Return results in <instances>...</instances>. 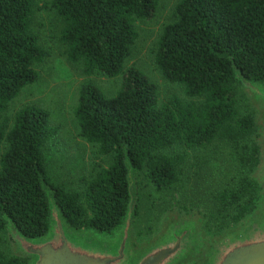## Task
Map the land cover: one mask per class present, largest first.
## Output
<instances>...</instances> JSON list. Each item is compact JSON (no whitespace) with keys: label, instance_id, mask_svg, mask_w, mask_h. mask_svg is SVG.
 Here are the masks:
<instances>
[{"label":"trees","instance_id":"trees-1","mask_svg":"<svg viewBox=\"0 0 264 264\" xmlns=\"http://www.w3.org/2000/svg\"><path fill=\"white\" fill-rule=\"evenodd\" d=\"M50 5L62 20L60 40L67 58L81 61L87 75L121 76L111 96L84 83L73 111L80 135L97 147L98 155L112 160L80 177L76 189L54 182L43 148L58 128L46 109L21 107L9 126L0 122V144L7 143L0 155V232L6 234L7 216L27 236L46 233L44 183L69 226L111 234L129 202L126 155L133 173L141 171L161 190L178 181L189 151L216 140L232 149L221 171L232 169V175L211 192L213 216L221 214L227 228L250 214L260 191L251 176L259 160L257 127L252 107L237 111L242 89L234 66L246 79L264 83V0L178 2L176 18L159 35L154 61L166 79L182 84L185 97L172 94L162 103L142 70L125 67L138 34L135 23L151 17L158 0H51ZM36 10V0H0V116L35 81L33 65L46 57L33 28ZM176 145L180 151L166 152ZM0 264L26 260L0 251Z\"/></svg>","mask_w":264,"mask_h":264},{"label":"rangeland","instance_id":"rangeland-1","mask_svg":"<svg viewBox=\"0 0 264 264\" xmlns=\"http://www.w3.org/2000/svg\"><path fill=\"white\" fill-rule=\"evenodd\" d=\"M179 1L158 0L151 17L136 21L137 38L125 61V67L139 68L156 85L159 103L166 101L172 94L185 97L182 84L166 79L154 61L159 35L164 25L176 18V5ZM50 2L36 0L37 10L33 23L40 43L47 52L46 57L33 65L37 78L24 86L9 102L0 116V122L9 126L15 112L26 105L46 109L51 125L58 128L57 135L43 148L48 175L54 182L76 189L80 177L94 174L99 168L108 166L112 160L111 156L98 155L97 147L80 135L73 112L80 87L90 82L111 96L120 87L121 76L107 77L100 73L87 75L83 72L81 61L73 62L67 58L66 46L60 40L62 20ZM241 92L238 93L236 105L239 114L252 107L247 95ZM6 146L3 140L0 155ZM180 150V146L176 145L166 152L174 154ZM231 153L232 149L223 140H216L206 148L189 151L180 167L178 181L167 189H155L141 171L134 172L137 204L133 230L137 239L151 237L158 231L167 212H184V208L189 209L188 212L197 211L203 216L208 234L215 235L226 229L221 214L213 216L216 205L212 201L211 192L230 180L232 173L229 172L232 169L221 171L227 166ZM8 237L7 233L0 232V251L12 254Z\"/></svg>","mask_w":264,"mask_h":264},{"label":"water","instance_id":"water-1","mask_svg":"<svg viewBox=\"0 0 264 264\" xmlns=\"http://www.w3.org/2000/svg\"><path fill=\"white\" fill-rule=\"evenodd\" d=\"M234 74L254 110L259 147V160L251 174L260 187L259 199L239 223L212 235L197 211L172 210L151 237L137 239L133 230L137 193L126 155L129 202L117 229L103 234L69 226L51 189L43 183L49 207L46 233L27 236L4 216L12 255L24 258L26 264H264V83L246 79L236 66Z\"/></svg>","mask_w":264,"mask_h":264}]
</instances>
